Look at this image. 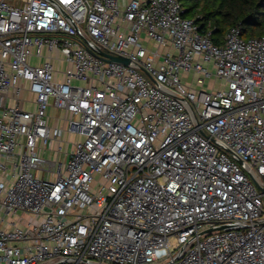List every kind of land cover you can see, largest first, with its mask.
Returning a JSON list of instances; mask_svg holds the SVG:
<instances>
[{
  "label": "built area",
  "instance_id": "1",
  "mask_svg": "<svg viewBox=\"0 0 264 264\" xmlns=\"http://www.w3.org/2000/svg\"><path fill=\"white\" fill-rule=\"evenodd\" d=\"M198 28L179 0H0V264H264V35Z\"/></svg>",
  "mask_w": 264,
  "mask_h": 264
},
{
  "label": "trees",
  "instance_id": "2",
  "mask_svg": "<svg viewBox=\"0 0 264 264\" xmlns=\"http://www.w3.org/2000/svg\"><path fill=\"white\" fill-rule=\"evenodd\" d=\"M182 16L191 18L201 34L221 43L234 26L243 38L264 35V0H179Z\"/></svg>",
  "mask_w": 264,
  "mask_h": 264
},
{
  "label": "crops",
  "instance_id": "3",
  "mask_svg": "<svg viewBox=\"0 0 264 264\" xmlns=\"http://www.w3.org/2000/svg\"><path fill=\"white\" fill-rule=\"evenodd\" d=\"M123 2H126L127 0H122ZM25 96H31L30 94H25ZM49 116L52 117V120H50V123L52 124H59L61 123V121L57 120L56 117H58L59 115H61L60 111L56 110L55 108L51 107L48 111ZM68 138V136L64 135V138ZM57 145L56 142H51L50 145L48 147H46L45 149H42L41 151L44 152V154H47L48 157H50L51 155H54V148Z\"/></svg>",
  "mask_w": 264,
  "mask_h": 264
},
{
  "label": "rangeland",
  "instance_id": "4",
  "mask_svg": "<svg viewBox=\"0 0 264 264\" xmlns=\"http://www.w3.org/2000/svg\"><path fill=\"white\" fill-rule=\"evenodd\" d=\"M190 79H191V76L188 78V80H190ZM213 83H214L215 87H221V86H223V84H222L221 81L206 80L203 89H205V88L207 87L208 84H209V85H213ZM77 84H79V83H77ZM44 157H45V158H48V155H47V154H44ZM36 174H37L38 176H41V177L47 178V172H46V171H45L43 174H41L40 172H37ZM175 246H176V239H175V237L172 236V237H170V248H171V249H174Z\"/></svg>",
  "mask_w": 264,
  "mask_h": 264
},
{
  "label": "water",
  "instance_id": "5",
  "mask_svg": "<svg viewBox=\"0 0 264 264\" xmlns=\"http://www.w3.org/2000/svg\"><path fill=\"white\" fill-rule=\"evenodd\" d=\"M107 57L111 61L121 62V63H124V64L128 63V59L125 58V57L116 56V55H108ZM235 158L242 166H245V164L239 158H237V157H235Z\"/></svg>",
  "mask_w": 264,
  "mask_h": 264
}]
</instances>
